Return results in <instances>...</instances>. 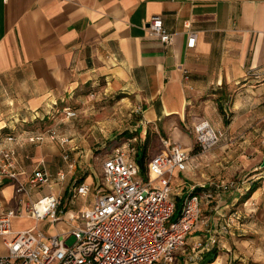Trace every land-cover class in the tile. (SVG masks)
<instances>
[{
  "label": "crops",
  "instance_id": "obj_1",
  "mask_svg": "<svg viewBox=\"0 0 264 264\" xmlns=\"http://www.w3.org/2000/svg\"><path fill=\"white\" fill-rule=\"evenodd\" d=\"M154 15L173 33L171 44L148 33ZM187 26L198 32L193 48L187 46ZM105 100L131 105L132 112L141 108L133 129L145 145L159 143L146 159L160 152L164 138L191 154L189 168L172 181L173 221L191 191L201 196L207 224L188 235L189 245L208 243L223 222L233 221L228 231H219L216 244L196 252L187 246L175 264H264V0H0V140L19 137V174L0 184V214L51 192L62 197L66 216L93 205L99 185L91 174L106 157L79 160L83 151L76 142L83 112ZM65 107L76 109L77 117H65ZM202 119L224 131L207 153L192 131ZM111 120L98 122L105 127ZM48 123L65 143L48 133L30 140L43 134L32 126ZM144 146L139 144L140 153ZM40 164L51 181L17 194ZM61 169L64 180L56 177ZM234 179V188H220ZM81 184L88 193L73 197ZM76 203L85 205L77 209ZM65 221L55 226L16 216L13 229L54 233L67 228Z\"/></svg>",
  "mask_w": 264,
  "mask_h": 264
},
{
  "label": "built area",
  "instance_id": "obj_2",
  "mask_svg": "<svg viewBox=\"0 0 264 264\" xmlns=\"http://www.w3.org/2000/svg\"><path fill=\"white\" fill-rule=\"evenodd\" d=\"M147 31L165 45L173 42V33L165 28L160 15L151 17ZM187 34V46L193 48L198 32L187 26ZM63 112L67 118L77 117L74 108L65 107ZM192 131L204 153L214 149L224 137V131L214 128L208 119L194 124ZM44 137L45 134L32 135L30 140H43ZM48 137L66 142L56 127L48 129ZM18 139V136L8 135L0 140V184L18 178ZM139 141L137 136L121 141L104 159L92 206L66 216L60 208L62 197L51 192L31 204L0 214V236L5 248V252H0V264H174L177 253L185 249L188 235L201 222L207 224L201 218V196L193 191L184 198L178 218L172 220L176 211L172 181L178 173L189 168L192 156L179 143L164 138L160 152L145 159L141 167L137 159ZM63 157L69 160L67 149L63 150ZM72 166L69 162L68 167ZM56 177L64 180L66 169L59 170ZM50 181V173L40 164L26 185L16 187V193ZM236 184L228 181L220 188L228 190ZM72 191L76 197V194L86 195L89 188L81 184ZM18 201L23 203L22 198ZM24 215L37 222L47 220L55 226L67 217V228L54 233L40 228L15 231L13 219ZM230 225L229 222L221 225L219 231H228ZM219 231L211 233L208 243H195L192 250L210 248L217 243ZM71 238L74 241L69 244Z\"/></svg>",
  "mask_w": 264,
  "mask_h": 264
},
{
  "label": "rangeland",
  "instance_id": "obj_3",
  "mask_svg": "<svg viewBox=\"0 0 264 264\" xmlns=\"http://www.w3.org/2000/svg\"><path fill=\"white\" fill-rule=\"evenodd\" d=\"M106 104L105 105H100L101 108H97L96 106H92L91 108H89L88 113L83 112V114H85V116L82 118L81 122H80V132H81V137H79V140L77 139V144H79V149L82 148V157H79V160H93L94 158L97 157V155H99V159L100 161L105 158L108 157V155L111 153L112 149L121 141L132 137V136H137L139 139V133L137 130L133 129L134 126L132 125V120L136 117L135 114H138L139 112L134 111L132 112V107L131 105H123V103H116L113 102L114 100L110 101V100H105ZM92 109H98V111H96L95 113H91L90 110ZM79 112V110H78ZM108 118L109 120H112L113 123L111 126H105L103 127L101 124L99 123L98 120H103ZM97 122V123H96ZM55 126V125H54ZM94 126V127H93ZM112 126L114 129H116V131H111L112 130ZM53 127L51 124H46L45 126H41V125H37V126H32V128H30V131L33 132H42L43 134L47 135L48 133V129ZM102 127L104 129H102ZM111 131V132H110ZM92 132L95 135H91ZM110 132V133H107ZM113 133L111 136L110 134ZM100 134V135H97ZM106 134V135H103ZM114 138H110L109 140L106 139L108 136L112 137L114 136ZM76 138V136H74ZM152 143V145H151ZM139 144H142L143 146L145 145V140L144 141H139ZM159 143H156V141H150L148 142L147 146V150L151 151V149H153V152L155 151L154 147L156 145H158ZM161 146V145H160ZM159 146V147H160ZM199 146V145H198ZM196 148V147H195ZM197 149V148H196ZM159 151V149H158ZM94 164V163H93ZM102 171V163L98 162L96 166H94V170L92 171L93 174H91L93 177L91 178H95L96 179V183L97 185L100 184L101 181V174ZM232 181L237 182V179H234ZM94 192L96 193V190H94ZM93 197L91 196V198H89L90 200ZM175 198V196H174ZM79 202H83L84 197H81L78 199ZM176 200V198H175ZM90 202V201H89ZM82 205H85L84 203H76V208H80ZM88 205V203L86 204ZM228 222L231 224H233V221L228 220ZM227 224V222H223V225ZM231 228V225L229 227V229ZM44 229H46V227H44ZM53 229V228H51ZM220 233H216V237H217V241H218V237H219ZM211 236V235H210ZM210 239V237H209ZM74 238H71L68 240V243L71 244L73 243ZM204 243V242H203ZM216 244V243H215ZM187 246H190L192 249V245H189L188 243H186L185 248H187ZM193 253V252H192ZM179 254V252L177 253V255ZM176 263V260L174 262V264ZM160 264V263H158Z\"/></svg>",
  "mask_w": 264,
  "mask_h": 264
},
{
  "label": "trees",
  "instance_id": "obj_4",
  "mask_svg": "<svg viewBox=\"0 0 264 264\" xmlns=\"http://www.w3.org/2000/svg\"><path fill=\"white\" fill-rule=\"evenodd\" d=\"M225 123H226V120H225ZM147 144L142 148V152L138 153L139 157H137L138 159V162L140 163L141 167H144V161L146 159V156H147ZM180 213V212H179Z\"/></svg>",
  "mask_w": 264,
  "mask_h": 264
}]
</instances>
